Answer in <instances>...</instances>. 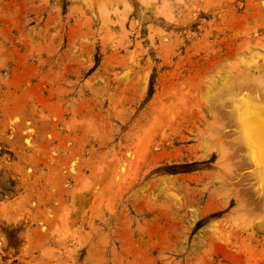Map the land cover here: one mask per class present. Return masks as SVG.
<instances>
[{"label":"rangeland","instance_id":"374dc122","mask_svg":"<svg viewBox=\"0 0 264 264\" xmlns=\"http://www.w3.org/2000/svg\"><path fill=\"white\" fill-rule=\"evenodd\" d=\"M262 84L264 0H0V264H264L228 112Z\"/></svg>","mask_w":264,"mask_h":264},{"label":"bare ground","instance_id":"6f19581e","mask_svg":"<svg viewBox=\"0 0 264 264\" xmlns=\"http://www.w3.org/2000/svg\"><path fill=\"white\" fill-rule=\"evenodd\" d=\"M107 0H96V3H99V4H104L105 2H106ZM91 2V1H90ZM95 2V1H94ZM134 63V62H133ZM138 67V66H137ZM148 69V68H147ZM242 79V78H241ZM244 79V78H243ZM255 81V80H254ZM260 81V80H259ZM256 82V81H255ZM235 83V82H234ZM262 83V82H261ZM233 84V83H232ZM255 84V83H254ZM257 84H258V81H257ZM228 85V84H227ZM231 85V84H230ZM244 85V84H243ZM253 85V84H252ZM258 85H260V83L258 84ZM257 85V86H258ZM257 86H254V87H257ZM238 87L240 88V86H239V84H238ZM246 87V86H245ZM248 87H250V86H248ZM259 87V86H258ZM260 87H263V84L260 86ZM264 88V87H263ZM235 89H237V88H234V91H233V93L236 91ZM242 89H243V86H242ZM241 88H240V90H242ZM257 89V88H256ZM224 90V89H223ZM248 90V89H247ZM254 90V89H253ZM259 90V89H258ZM261 90H263L262 88H261ZM261 90H259V91H261ZM225 91V90H224ZM257 92V93H263L262 91L261 92ZM230 91H228V93H229ZM231 92H232V90H231ZM253 92V91H252ZM225 96V95H224ZM232 98H233V96H232ZM222 99V98H221ZM227 99V98H226ZM223 103H225L224 101H223ZM229 103H231L230 102V100H229ZM227 104V103H226ZM232 104V103H231ZM229 105V104H227L226 105V107L229 105V108H230V106H231V109H230V111H228V112H230V117H231V120L229 121V124H230V122H231V129H232V131H231V134H229V135H233L234 137H233V139L234 140H236L235 142H237L236 143V145H237V148H238V153H237V148L235 149V151H236V153L237 154H239L240 153V155L243 157L242 158V160L241 161H244V163H246V165L244 166V170H245V175H247V178H248V180H249V182H251L250 184H251V189L252 190H254V192L256 193V194H258V197L257 198H259L258 199V203H256L255 205H254V207H253V210H251V214L252 215H255V217L253 216V219L255 218H258V217H260V216H264V215H262V211H264V97H261L259 94H255V93H251V92H248V91H240V92H237L236 94H235V98H234V101H233V104L232 105ZM222 106V105H221ZM220 106V107H221ZM225 106V105H224ZM228 116H229V114H228ZM226 119V118H225ZM228 124V123H227ZM229 124H228V126H229ZM229 126V127H230ZM230 128H226V130H227V133L231 130H229ZM214 130H217V129H213V131ZM229 130V131H228ZM204 132V131H203ZM224 131H222V133H223ZM207 134L209 133V132H206ZM206 133H202L203 135H205ZM216 133H220L219 131H217V132H215V134ZM225 133V132H224ZM224 133L222 134V136L224 137L225 135H224ZM207 134H206V136H205V138L206 139H204L203 140V138H202V140L203 141H209V142H211L210 141V139H212V138H210L212 135H210V139H208L207 137ZM209 135V134H208ZM218 135V134H217ZM199 138L197 137V139H200L202 136H201V133L199 134ZM213 136H214V134H213ZM212 136V137H213ZM216 136V135H215ZM220 136H221V134H220ZM223 137H221V138H223ZM232 139V138H231ZM219 140L220 139H218V141H217V136H216V141L217 142H219ZM228 140V139H227ZM233 140V141H234ZM221 141V140H220ZM225 141V140H224ZM228 141H230V139L228 140ZM227 142V141H226ZM231 142V141H230ZM230 142H228V143H230ZM235 142H233V143H235ZM206 143V142H205ZM220 143V142H219ZM221 143L223 144V141H221ZM225 143V142H224ZM203 144V143H202ZM208 144V143H207ZM232 144V143H231ZM230 144V145H231ZM228 145V144H227ZM230 145H228V146H230ZM223 146V145H222ZM227 146V147H228ZM235 146V145H234ZM224 147H226V145L224 144ZM231 147V146H230ZM230 147H228V149L230 148ZM208 147H206V149H207ZM216 148H218L219 149V145H218V147H216ZM223 148V147H222ZM221 148V150H223ZM233 148V147H232ZM235 148V147H234ZM218 149H216L217 151H218ZM226 150V148H224V152H225V150L226 151H229V150H232V149H229V150ZM208 150H210V149H208ZM207 150V151H208ZM215 150V149H214ZM179 151V150H178ZM206 151V150H205ZM235 151H234V153H235ZM216 152V151H215ZM214 153V152H213ZM220 153H222V152H220ZM228 153H232V151L231 152H228ZM206 154V153H205ZM208 154V153H207ZM217 154V153H216ZM226 154V153H225ZM233 154V153H232ZM211 155V154H210ZM222 155V157H223V154H221ZM207 156V155H206ZM215 156H217V155H215ZM220 156V155H219ZM218 156V158L220 159V157ZM234 156V155H233ZM238 156V155H237ZM202 157V156H201ZM201 157H200V159H201ZM222 157H221V159H222ZM240 157V156H239ZM224 158H225V155H224ZM223 158V159H224ZM229 158H230V156H229ZM228 158V155H227V159L228 160H230ZM235 158V160L238 158H236V157H234ZM219 159H217V157H216V162L215 163H217V162H220L221 161V159H220V161H219ZM232 159V158H231ZM244 159V160H243ZM218 160V161H217ZM227 160V161H228ZM235 160L234 159H232V161L235 163ZM239 160V159H238ZM239 160V161H240ZM232 161L230 162V161H228V162H230V164H231V166H230V168H228L227 167V163H226V160L224 161V160H222V162H224V163H226L227 165H225L227 168H228V170L229 171H227L226 173L228 174L230 171H232V169L234 168V167H237V166H234V164L232 163ZM222 162H220V164L221 165H224V164H222ZM236 162H238L237 160H236ZM239 163V162H238ZM243 163V164H244ZM229 164V165H230ZM233 164V165H232ZM241 164V163H240ZM243 164H241V165H243ZM218 165V164H217ZM237 165V164H236ZM195 166H198L197 164L195 165ZM201 166V165H200ZM203 166V165H202ZM224 166V168H220L221 166L219 165V166H217V167H219L218 169L220 170V169H223V171H225V167ZM233 167V168H232ZM240 167V166H239ZM242 167V166H241ZM240 167V168H241ZM239 169V168H238ZM237 169V170H238ZM233 170H236V169H233ZM243 170V171H244ZM222 171V172H223ZM219 171H217L216 173H218ZM233 172V171H232ZM239 172H240V169H239ZM146 173V172H145ZM238 173V172H237ZM241 173H244V172H241ZM199 174V173H198ZM198 174H197V177H199L198 176ZM221 174V173H220ZM223 174H224V172H223ZM227 174H226V177H225V175H224V177H225V179H227ZM233 174V176H234V173H230L229 175H232ZM236 174V173H235ZM145 175V174H144ZM196 175V174H195ZM193 176V177H196V176ZM228 175V176H229ZM201 176V178L204 176V175H200ZM222 176V175H221ZM232 176V177H233ZM235 176H237V175H235ZM188 177V176H187ZM205 178H206V180L208 181V184H207V186L210 188V186H212L213 185V183H212V181H213V179H215L216 178V176L214 175V174H207L206 173V175L204 176ZM200 178V177H199ZM200 178V179H201ZM235 178V177H234ZM246 178V177H245ZM246 178V179H247ZM184 179V178H183ZM191 179V176H189V178H185V180H183V181H189ZM195 179V178H194ZM193 179V180H194ZM216 179H218L219 181H220V183L222 184V181L220 180L221 178L219 177V175H218V177L216 178ZM224 179V178H223ZM195 180H198V178H196ZM205 179H204V181H206ZM234 180V179H233ZM233 180H232V183L230 182V184H233ZM203 181V182H204ZM229 181H231V180H229ZM234 181H236V180H234ZM198 181H195V184L197 183ZM237 182V181H236ZM239 182V181H238ZM238 182H237V184H238ZM199 183H200V181H199ZM205 183V182H204ZM224 183V182H223ZM235 183V182H234ZM203 185V183L201 182L199 185ZM219 184L216 188H215V191H216V193L218 194L219 193V195H221V193H222V191L221 190H219L220 188H222V185H224V184ZM227 184V183H226ZM226 184H225V186H226ZM229 184V183H228ZM229 184V185H230ZM206 185V184H205ZM205 185H204V187H205ZM239 185V184H238ZM182 186H184V185H181V184H179V188L181 187V188H183ZM206 186V187H207ZM231 186V185H230ZM229 186V187H230ZM234 186V185H233ZM202 187V186H201ZM203 187V188H204ZM226 187H228V185L226 186ZM184 188H186L187 189V185H185V187ZM202 188V189H203ZM236 188V187H235ZM235 188L233 189V190H235ZM178 189V188H177ZM205 189H207V188H205ZM230 190H231V187L229 188ZM201 191V190H200ZM221 191V192H220ZM223 192L224 193H227V192H225L224 190H223ZM229 192V191H228ZM254 193V194H255ZM223 194V193H222ZM234 194H236V192L234 193ZM237 195V194H236ZM224 196H225V194H224ZM223 196V197H224ZM226 196H227V194H226ZM230 196V195H229ZM238 196H240L239 194H238ZM238 196H236L235 198H237ZM256 196V195H255ZM228 197V196H227ZM226 198V197H225ZM244 198V197H243ZM224 199V198H223ZM230 199V198H229ZM234 199V198H233ZM238 199V198H237ZM239 200H240V198H239ZM238 200V201H239ZM246 200V199H245ZM235 201V200H234ZM241 201H242V198H241ZM229 203L231 202L230 200L228 201ZM227 203V202H226ZM238 203V202H237ZM244 204V203H243ZM246 204V203H245ZM2 205V204H1ZM4 208V205H2L1 206V209H3ZM261 214V215H260ZM263 214H264V212H263ZM241 216V215H240ZM240 220V219H239ZM110 221V220H109ZM102 238H103V236L100 238L101 240H102ZM102 263H103V261H102Z\"/></svg>","mask_w":264,"mask_h":264}]
</instances>
